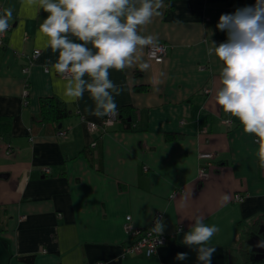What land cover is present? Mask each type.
Returning a JSON list of instances; mask_svg holds the SVG:
<instances>
[{"label":"crops","instance_id":"1","mask_svg":"<svg viewBox=\"0 0 264 264\" xmlns=\"http://www.w3.org/2000/svg\"><path fill=\"white\" fill-rule=\"evenodd\" d=\"M254 3L164 2L142 34L157 35L166 56L158 63L145 55L146 72L109 70L117 109L130 105V117L91 148L97 134L80 115L99 122L95 102L87 91L79 100L64 95L65 78L52 69L58 53L39 33L48 13L28 0H0V14L13 10L0 44V116L11 119L0 125V264H27L18 259L26 255L35 256L33 264H199L182 243L195 216L218 228L208 242L216 248L211 264H245L240 243L264 217V165L258 138L214 102L221 62L207 49L209 40H226L216 29L222 14ZM34 49L40 55L25 75ZM47 96L60 99L68 116L42 121L40 99ZM202 166L208 176L199 179ZM224 194L230 199L221 203ZM157 212L167 241L150 257L123 255L126 216L146 227ZM180 252L187 260L176 259Z\"/></svg>","mask_w":264,"mask_h":264},{"label":"clouds","instance_id":"2","mask_svg":"<svg viewBox=\"0 0 264 264\" xmlns=\"http://www.w3.org/2000/svg\"><path fill=\"white\" fill-rule=\"evenodd\" d=\"M28 3H38L48 13L39 25V33L46 38L51 51L58 53L52 69L65 78L64 95L79 100L87 91L95 102L92 115L100 119L117 116L113 93L119 95V89L109 78V70L150 69L145 50L158 48V36L142 33L154 17L162 14L164 0H28ZM12 19L13 10L3 9L0 34L9 29ZM216 29L226 34V40L219 44L209 40L207 49L208 56L221 62L214 102L224 113L235 117L245 133L258 138V154L264 165V0L222 14ZM169 195L175 198L174 192ZM229 199L224 194L220 202ZM192 221L182 243L195 251L199 264H211L216 248L208 242L218 228L205 224L203 216H195ZM164 227L163 219L157 218L151 230L160 235ZM187 258L186 252L176 255L180 261Z\"/></svg>","mask_w":264,"mask_h":264},{"label":"built area","instance_id":"3","mask_svg":"<svg viewBox=\"0 0 264 264\" xmlns=\"http://www.w3.org/2000/svg\"><path fill=\"white\" fill-rule=\"evenodd\" d=\"M10 28V27H9ZM4 33L0 34V44H1V38ZM28 35H24V39H28ZM167 47L164 43L158 42V48H152L151 50L146 49V56L148 59L161 63L163 59L166 56ZM150 52V54H149ZM40 55L39 49H34L30 56L29 64L22 68L23 74L27 75L29 71V67L31 64L34 63L36 58ZM44 70L47 72L48 68L45 67ZM64 78V77H63ZM23 95H27V89L26 84L24 85L23 89ZM80 118L83 123H85L86 130L89 133H95L97 134V138L92 140L89 144L91 148H94L97 144V140L101 138V136L109 129L111 128L115 123L119 121V113L115 117H104L103 119H100L99 122H95L92 120L87 119L84 115H80ZM211 154H201V157H208L211 158ZM144 169H147L145 166ZM44 172H48V168L43 169ZM208 176L207 167H200L198 170V177L199 179H204ZM236 200L241 201L243 199V196L240 194H236L234 196ZM157 218H162V213L157 212L152 217L151 221L146 227H135L132 224L131 217L128 215L125 218V222L123 224V228L125 232L129 236V241L125 243L122 246V254L125 255L127 253H143L145 256L150 257L154 255L157 251V248L160 245H163L168 237L165 234L157 235L155 232H153L151 229L154 226V222ZM97 264H102L101 261H98Z\"/></svg>","mask_w":264,"mask_h":264},{"label":"trees","instance_id":"4","mask_svg":"<svg viewBox=\"0 0 264 264\" xmlns=\"http://www.w3.org/2000/svg\"><path fill=\"white\" fill-rule=\"evenodd\" d=\"M172 0H164V2H168ZM136 89L140 90V87ZM68 109L66 108L65 104L58 99L56 96H47L42 97L40 99V118L42 121H59L64 117L68 116ZM118 113L121 119L126 120L130 117V105H124L118 109ZM126 115V117H125ZM2 119L6 120V125L10 124L9 117H1L0 116V125H2ZM2 127V126H1ZM264 226V217L261 216L257 218L253 223V230L257 232L261 226ZM240 252L244 256L245 264H264V260L258 262H251L250 260V247L246 244V241H242L240 243ZM34 255H26V256H19L18 259L23 261L27 264H33L34 262Z\"/></svg>","mask_w":264,"mask_h":264},{"label":"water","instance_id":"5","mask_svg":"<svg viewBox=\"0 0 264 264\" xmlns=\"http://www.w3.org/2000/svg\"><path fill=\"white\" fill-rule=\"evenodd\" d=\"M61 127V123L59 124ZM264 226L262 225L257 232L252 231L246 238V244L250 247L251 262H258L264 260Z\"/></svg>","mask_w":264,"mask_h":264},{"label":"flooded vegetation","instance_id":"6","mask_svg":"<svg viewBox=\"0 0 264 264\" xmlns=\"http://www.w3.org/2000/svg\"><path fill=\"white\" fill-rule=\"evenodd\" d=\"M263 237H264V233H262Z\"/></svg>","mask_w":264,"mask_h":264}]
</instances>
